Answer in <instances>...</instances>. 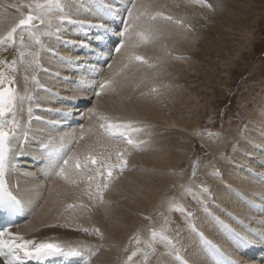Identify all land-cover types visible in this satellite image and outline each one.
Segmentation results:
<instances>
[{"label": "bare ground", "instance_id": "1", "mask_svg": "<svg viewBox=\"0 0 264 264\" xmlns=\"http://www.w3.org/2000/svg\"><path fill=\"white\" fill-rule=\"evenodd\" d=\"M24 1L26 2V0ZM117 1L118 2L113 0H62V4L65 9L67 8L70 11V16L73 17L86 18L94 13L97 16L109 18L110 15L107 14V9H113L115 16H117V11L126 9V7H122L121 4L127 6V0ZM153 1L154 0L145 1V4L149 5V9L147 10V13H150L149 15H155L157 12H161V9H158L160 7L156 8V5V7L152 6ZM186 1L188 5H193L195 3L193 0ZM102 2L103 5L107 6L106 10L102 7ZM162 2H164V0ZM9 5H11V3L8 4L0 0L1 8L9 10L14 9L9 7ZM192 5H190L191 8L193 7ZM215 5H218V8H215L210 13L205 11L207 15L223 17V13H227V10L232 8V5L231 7L229 6L228 0H221V2L216 0ZM158 6H160L159 3ZM200 11H202V9ZM64 15L66 16V14ZM149 15H145L140 19V26L154 30L158 38L153 42V45L150 47L144 46L142 49H131L126 46V48L121 50L117 55L111 53L112 63H110L111 67H109V69L97 66L91 62V67L97 69V71L93 69H84L83 63H80L76 67L64 66L54 59L52 55H49V50L63 54L62 50L64 47L69 46L67 45L68 40L69 42H73L75 39L72 36L79 35L77 30L71 29V24L67 22L60 24L54 19L48 30L49 34L40 36V40L44 42L43 46L36 44L33 45L32 48V50L39 52L36 63L40 61L42 67L34 64L32 68L26 71L27 65L18 63L17 71L12 73L15 77V84L13 87L21 95H26V99L21 105L22 110L17 112V119L20 123L25 120L27 107L31 109L37 108L38 105L32 104L29 98L32 93L35 99L47 103L50 102L54 105L57 104L56 100L51 96L41 92L38 93L41 86L48 85L62 95H66V91L68 90L67 86H64L59 81L55 82L44 73L47 66L53 64L55 67H58V69H55L58 70V73L61 74L64 72L81 82L80 85H70L69 90L73 93L71 97L75 99L72 108L76 110L78 114L84 113L82 125L73 127L65 132H57L54 129L50 130L47 127L37 126L35 131L26 132L30 142L27 146L29 153L30 150L31 152L34 151L37 148V144L41 142L48 143L52 149H57V144L61 140L67 142L73 132L78 136L81 127L87 129L91 126L93 132L98 134V124L101 121L95 119V117L89 119L93 110H100L102 111L101 114L115 121H127V119L129 121V119H133L134 121L140 122L141 124L139 125L144 127L148 126L145 122L149 119L155 122L160 121L166 126V132L169 131L173 136H179L183 141L175 142L173 143L174 146H172V143L160 140V142L157 141V143L153 145L144 143L145 145H141L142 150H133L131 155L127 157L129 165L136 164L139 170H141L140 167L142 166V171L137 169L136 172L124 171L122 174H119L117 179L113 180L104 195L109 202L116 201L119 206L115 207L114 204L111 208L108 203L102 205L98 201L88 200L87 196L82 194L83 185L80 188L69 187L63 181L57 178H51L49 175V160H45L42 157L43 162L40 165H34L27 159L18 161L19 168L17 172L19 175H16V179L21 182V187L26 191L24 197L28 209L31 211L27 219L16 229L12 230L14 234L18 233L24 236L25 239H33L38 242L45 240L66 242L67 237H82L88 240V243H86L87 245L95 246L98 248V251L100 250L99 254L97 252V255L91 259L90 264H125L127 257L138 249L135 242V237L137 235L142 237L143 240H147L150 235L149 230L155 229L157 232L161 231L165 235L171 236L170 238L173 239V236L170 235L168 231V226L165 227V222L161 223V216L159 215L161 213L156 212V210H158L156 208L159 207L167 220H173L172 218L175 217L176 214L174 210H170L169 207L170 204L173 203L178 205L181 204L185 207H188V205L195 208L198 207L197 211L202 210L200 220L197 221L195 217L193 220H187L183 213L182 216H180L182 220L181 223H188L190 225L196 223L197 226H201L204 232L214 239L220 238L227 241V237L224 236L223 225L232 227L233 219L231 217L241 219L243 216H246L245 218L249 222L258 221V226L264 227V91L262 90L263 93L250 110V115L245 120V124L243 123L244 125L238 129L231 130L226 138H221L223 134L221 130L207 129L200 133L204 124L199 118L193 120L190 116L193 114H191V112L187 113L186 118L178 114H169L166 108H164V105L162 103L160 104V100H163L166 96L168 99L169 95H171L170 93L173 94L175 89L171 88L173 90L171 91L164 88L156 94L150 91L154 87H159L161 89L160 85L162 81L161 77L158 75L160 70L159 66L147 68L133 63L129 64L127 68L123 66L127 63V56L131 52H135L144 57H164L166 59H173L167 56L168 51H164L169 50V48L172 50V54L182 57L180 60L177 59V62L181 64L184 63L183 57L186 56L185 53L187 51L184 52V49L181 48L180 45V47L176 45L177 41L184 38V40H187L191 45V42L196 40V29H193L192 32V30L185 28V24L183 26H178L171 22H163L160 19L150 22L147 20V16ZM18 18L19 16L14 17L8 14L0 15V32H6L13 26ZM224 18H226V16H224ZM174 19L184 23L181 16L180 18L174 16ZM199 25L200 22L198 26ZM135 30L137 32L139 31L137 28H135ZM134 32L135 31H133L131 36L135 34ZM150 37L152 36L150 35L149 38ZM194 38L195 40H193ZM198 38L197 40H199ZM126 39L128 40V38ZM25 40L30 43L27 34H25ZM131 40H128L126 45H128ZM250 45L252 44H248V47H251ZM164 53H166V55H164ZM10 55L14 56V59H18L17 52L14 48H9L7 51L0 50V59L7 60ZM237 56H239L238 53L236 54V57ZM27 59L31 61L32 58L28 57ZM54 60L56 62H53ZM185 60L188 61L187 59ZM170 62L171 61H169V64L175 65V63L173 64ZM234 62V59H229V61L224 63V66L229 70L230 65H232L231 63H233V66L235 65ZM165 65L167 66V64ZM61 67L63 69H61ZM161 67L163 68L162 65ZM167 69L169 68L166 67V70ZM77 70L80 74H76ZM118 72L120 75H117ZM25 76L29 78L27 81L25 80ZM32 76L38 78L40 84H33L31 79ZM110 77L115 78L116 91H108L106 94L96 97L94 92L97 91L98 83ZM191 88L192 87L187 89L189 91L187 101L193 100L198 102L199 96L196 93L194 94V90H190ZM34 89H36L35 92ZM167 99L163 102L167 101ZM148 124L150 125V123ZM151 125H153V123ZM39 130L45 131V133H48L50 136L38 135L37 132H39ZM209 133L213 135H209ZM24 134V128L21 126V130L17 132L14 140L15 146L23 139ZM138 139H142V135L139 134ZM194 140L197 141L199 146L209 151L206 159L209 160V158L213 156L216 163L220 162V164H223L222 169L219 170L214 169L213 163L206 164L207 169L206 167L205 170L203 169L206 181L210 183V186L207 187L210 195H204V205L198 203L185 191L186 188L191 187L196 191L197 195H200L197 182L195 181L196 178L193 179L192 177H187L185 174L179 173L184 166V162L191 159L195 154ZM87 142L88 138L86 137L84 141H80V144L84 145ZM152 142L154 143V141ZM73 147L75 148V145H73ZM166 147H173L175 151L171 152L166 150ZM27 166L31 169H28ZM32 168L34 170H32ZM182 170H184L185 173L189 171L188 167ZM23 173L27 174V176L21 178ZM213 173L217 174L214 175ZM39 178H41V180H39ZM119 182H121V184H119ZM172 184H174V187H172L174 191L171 195L172 189L170 187ZM240 194L245 196L248 200L253 201L259 209L256 210L252 208V206L241 201ZM190 198L193 200V203L189 200ZM261 199H263V201H261ZM79 202L88 204L90 210H81L83 213L78 214L73 213L72 210L65 211L67 204ZM111 204H113V202ZM107 215L110 216V219H108ZM138 215L141 217H148L149 224H142V220L140 221L136 218ZM194 216L198 218V214ZM217 220L221 221L222 224L217 223ZM168 225L171 226L172 223L168 222ZM187 227H183L182 231H184V233L179 239H173L174 249L165 246L163 243H157L155 245V248L160 250V256L156 264H180L176 260L177 257L185 258L192 264H196L197 261L201 259L206 260V256L201 249V242ZM78 228H88L90 231L85 233L77 230ZM94 228H100L104 232L105 235L103 239L91 231ZM223 244L225 245L226 243ZM125 249H127V251H125ZM141 260V254H138L133 257L130 264H140ZM256 260L257 258H254L252 261L255 262ZM0 264H3L1 260Z\"/></svg>", "mask_w": 264, "mask_h": 264}, {"label": "snow or ice", "instance_id": "2", "mask_svg": "<svg viewBox=\"0 0 264 264\" xmlns=\"http://www.w3.org/2000/svg\"><path fill=\"white\" fill-rule=\"evenodd\" d=\"M193 2L211 8L210 4H206V0H193ZM148 6L140 5L138 7L136 0H131V7L127 8V18L123 21V27L118 32L103 24L86 25L84 22H80V28L85 32L93 28H99L103 30L105 36L109 34L119 35L121 40L114 48L115 53L119 54L125 48V38L131 37L136 26L135 22L139 21L142 16L148 15L146 12ZM9 7L14 8L19 13V18L6 32H0V50L7 51L9 48H14L18 59L11 61L0 59V216L11 217L22 214L25 209L24 201L10 190L7 176L17 168V164L13 162L18 159L13 141L20 128L17 112L22 110L21 105L26 99V95H21L13 87L15 77L12 73L17 71L18 63L26 64V71L36 64L39 52L32 50L33 45L41 44L40 36L49 34L48 30L54 19L60 24L71 23L72 21L64 15L62 0H26L19 6L13 4ZM24 8L28 10L27 13L22 11ZM141 8L145 11H141ZM107 14L114 15L115 12L109 8ZM158 16L165 20H172L171 16H165L163 13L149 15V19L155 21ZM25 34H27L30 43L26 42ZM135 35L138 37V42L133 47H139L141 44L148 42L150 32L140 30ZM80 43L82 47H88L86 41ZM100 54H103L102 50ZM28 57L32 58L31 61L27 59ZM68 63L71 64L72 61L69 60ZM131 63H143L148 67H153L148 60L135 52L128 54L127 63L123 67L127 68ZM108 67H111V64ZM117 75H120V73L118 72ZM28 79V76H25V80ZM31 79L36 80L35 76H32ZM108 91H116L114 77L100 81L98 90L94 92V95L100 97ZM152 91L156 92L157 89L154 87ZM71 114L72 108L70 107L64 115L71 116ZM29 115L31 116V109H29ZM93 117L101 121L98 124V134L93 132L91 126L87 129L81 127L78 136L73 132L67 142L61 141L62 147L60 149L49 151V146L44 145L43 150L47 151L49 157V175L51 178H57L69 187L80 188L83 185L82 194L87 196L88 200L103 204L105 192L109 189L113 180L117 179L119 174H122L127 168V157L131 155L133 150H142L141 145L146 143V141L138 139L139 134L144 133L145 129L132 121H115L95 110L92 111L89 119ZM209 135L213 134L209 133ZM86 137L88 142L81 145L80 141H84ZM73 145H75V148ZM113 157H115V160H113ZM195 174L196 165L194 164L193 179H195ZM185 191L201 205L205 204L204 195H210L206 187L199 189L200 195H197L191 187L186 188ZM169 207L170 210L185 213L187 220L192 218V214L186 212L181 205L173 203ZM74 209L90 210L89 205L83 202L70 203L65 207L66 212ZM145 218L148 219V217ZM217 223L222 224L219 220H217ZM167 225L168 221L166 220L165 227ZM11 227L12 225H8L0 229V257L4 258V264H28L29 261H33L35 264H44V261L49 257L81 258L83 264H90L91 259L98 252V248L95 246L83 243L38 242L33 239H25L24 236L18 233L14 234ZM190 227L195 230L194 225H190ZM223 227L239 246H251L256 242L255 239L236 233L227 225H223ZM77 230L85 233L90 231L88 228H78ZM91 231L103 239L99 229ZM149 231L150 235L147 240L141 241L139 235L135 237L136 244L143 243L144 248L133 251L127 257L125 264H130L133 257L138 254H142L140 264H147L149 255L156 251L155 245L157 243H163L165 246L174 249L172 240L163 232H157L155 229ZM252 235L255 236V234ZM201 240L214 256L221 258L219 264H239V261L236 260H223V253L220 248L206 240L202 234ZM260 242L264 243V239Z\"/></svg>", "mask_w": 264, "mask_h": 264}, {"label": "rangeland", "instance_id": "3", "mask_svg": "<svg viewBox=\"0 0 264 264\" xmlns=\"http://www.w3.org/2000/svg\"><path fill=\"white\" fill-rule=\"evenodd\" d=\"M3 1L7 2L8 4L11 3V5L15 4L17 6H19L22 2H25L24 0ZM162 1L163 0H154L152 6L156 5L157 7H155H160L158 9H162L161 11H167L173 14L174 16H178L179 18L181 16L182 19L184 18L187 20V22H190L194 29H196V33L194 32L196 34V40L194 38L193 40L195 41H192L191 45L189 42H187V40H184V38H181L179 39L180 41H177L176 45H180L181 48L184 49V52H188H186V56L183 57L184 63L181 64L177 62L178 58L166 59L164 57H160L158 59V66L162 72L160 75L162 81L160 85L161 90L164 88L171 91H173L171 88L176 90L173 91V94L170 93L171 95H169L168 99L167 96L164 97V99L162 98L163 100H160V104L162 103L168 113L172 115L178 114L179 116L182 115L186 118L188 112H191V114L193 113L192 115H190L191 118H193V120H197V118L201 119L202 123L204 124L203 128L221 130V133H223L222 136H224H221V138H226L228 136V133L231 132V130L238 129L245 124V120L250 115V110L256 104L259 97L264 91V0H228V4L230 7L232 5V8H229L227 10L228 14L223 13V17H217L216 15L210 16L209 14L207 15V13L205 12L208 11V13H210L215 8H218V5H215L216 0H208V2L211 3L209 4L211 5L212 9H210L209 7L207 8V6H204V4L194 3L192 5L189 3L193 7L195 6V9L193 7L191 8L190 5L187 4L186 0H164V2ZM218 1L221 2V0ZM140 2L136 0L138 7L140 5H144V2L142 0H140ZM158 3L160 6H158ZM201 9L202 11H200ZM22 11L24 10L22 9ZM27 11L28 10L25 8V13H27ZM2 14H8L14 17L19 16V13L15 9L9 10L1 8L0 15ZM149 14L150 13H148V15ZM224 16H226V18H224ZM184 19L183 24L186 25L187 22ZM199 22L200 25L202 24L201 26L199 25L200 27L198 26ZM150 35L152 36L149 38L151 41L148 40L149 44H145L150 45V43L157 38L153 33H150ZM197 38L199 40H197ZM125 41H127L125 42L126 48V43H128V40L125 38ZM250 43L252 45H250L251 47H248V44ZM125 48H123L122 50H124ZM168 51H171L172 54V50L170 48ZM237 53L239 54V56L236 57ZM168 56H171L170 52H168ZM185 59H187L188 61H186ZM229 59H234L235 65L233 66V63H231L232 65H230L228 70V68L224 66V63L229 61ZM168 60L171 61L170 63H175V65L173 66L172 64H169ZM165 64H167V66ZM161 65L163 66V68L161 67ZM165 66L169 68L167 70L170 74L166 70ZM169 81H173L175 84L178 83L179 87L178 84L175 85L173 82L170 83ZM190 87L193 88H191L190 90H194V94L196 93L199 96L198 102H195L193 100H189V102L187 101L189 97V91L187 89H189ZM158 89L160 88L158 87ZM152 93L156 94L157 91H152ZM166 99L167 101L163 102ZM96 112L101 113L102 111L97 110ZM129 121H132L137 125L141 124L140 122L136 120L134 121L133 119H129ZM121 122H126V120H122ZM148 123H150V125L153 123V125L150 126ZM145 124L148 126H141L146 129L144 133L140 134L142 135V140L144 139V136L147 135L145 136L144 141L146 140V142H149L145 144L153 145L156 144L157 141L160 142V140H165L169 143H172L171 145L174 146L173 143L183 141L181 138H179V136H173V134L169 133V131L166 132V126L160 121L155 122L149 119L145 122ZM148 136L150 137V139ZM152 141H154V143ZM194 146L195 154L193 158L186 160L184 162V166L182 167V169L188 167L189 171L185 173L184 170L181 169L179 173L185 174V176L187 177H192L193 166L195 164L196 181L200 183L206 182V176H204L205 173H203L205 167L209 163H213L214 169L217 168L219 170L222 169L223 164H220V162L216 163L214 161L213 156H211L209 160L206 159L209 151L199 146L197 141H195ZM166 150H169L171 152L175 151L173 147H166ZM132 166L133 169L131 171H136L138 166L136 164H133ZM140 169L141 170H137L142 171V166L140 167ZM172 187H174V184H172V186L170 187L172 189L171 195L174 191ZM189 200L193 203V200L191 198ZM112 202L113 204H111ZM109 203L111 204V206L115 204V207H119L116 201H110ZM111 206L109 207L111 208ZM192 208H194L196 212L198 207ZM156 209H158L156 210V212L161 213L159 215L162 216L160 208L158 207ZM72 211L76 214L81 212V210L79 209ZM199 214L198 215L201 217V212ZM107 217L108 219H110L109 215H107ZM136 218L140 221L142 220V224H149V220L145 217H141L138 215ZM162 219V223L167 220L166 217L163 218V216ZM172 219H176V225L168 226L167 228L170 233L172 232L171 234L174 235V238H176L180 236L183 232V227L180 224L182 220L179 215H175V217H173ZM167 221L169 222V220ZM101 234L102 236H104V232H101ZM140 238L141 241H144L142 237ZM137 247L143 249L144 244L141 243ZM156 251L155 253L150 254V256L148 257V261L150 262V264H156L158 262L160 250L156 249ZM149 262H147V264H149Z\"/></svg>", "mask_w": 264, "mask_h": 264}]
</instances>
